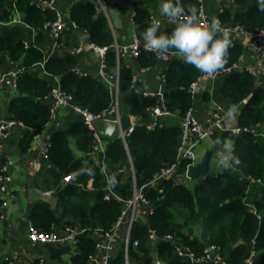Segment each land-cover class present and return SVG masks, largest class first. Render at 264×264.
Wrapping results in <instances>:
<instances>
[{"label": "trees", "instance_id": "1", "mask_svg": "<svg viewBox=\"0 0 264 264\" xmlns=\"http://www.w3.org/2000/svg\"><path fill=\"white\" fill-rule=\"evenodd\" d=\"M183 3L186 7L199 8L197 0H183ZM231 4L246 5V8L234 10ZM14 10L20 13L23 24H7ZM149 15L147 8L136 7L133 20L137 36L148 23ZM69 16L78 29L88 31L92 44L106 47L104 70L108 73L113 71L117 65L111 47L113 32L96 1L73 0ZM217 17L223 24L240 23L247 29L264 27V11H260L257 2L252 0H228ZM55 18L54 9L41 8L32 0H0V71H7L9 66L16 64L23 67L17 77V95L7 104L8 114L21 120L25 127L19 142L22 151L31 145L34 129L40 131L51 119L50 101L44 96L50 91L52 82L49 77L32 71L34 65L43 62V71L59 77L61 87L72 95L73 103L92 113L102 112L111 102V93L104 80L90 73L79 75L73 70L78 64L77 55L66 52L45 58L43 45L48 40V32L44 24ZM31 28L35 29L33 43L25 47L24 41L30 39ZM231 38L227 62L222 68L234 66L245 50L239 39ZM136 61L140 67L146 68L155 66L159 59L156 53L143 49ZM119 65L118 88L124 92L132 88L133 70L124 58H120ZM201 74L194 66L184 63L182 58L171 57L166 61L163 100L170 111L182 115L192 106L193 98L188 87ZM211 96L226 107L231 103H242L237 124L248 129L238 133L223 132L233 139L234 153L240 163L198 177L192 189L172 176L144 188L153 210L145 222L136 221L131 226L130 237L137 241V245L130 244L128 248L129 264H155L154 254L166 264H188L186 258L175 254L174 245L177 243L187 244L196 252H201L206 244H218L228 264H243L253 251V264H264V185L252 184L246 192L249 176L264 178V130H260L263 134L252 130L258 124L264 125V86L256 84L247 70L233 69L219 79L211 95L208 92L204 94L206 100ZM141 99L144 107L156 101L155 97L143 95ZM180 132L179 124L165 122L163 127L149 130L138 123L126 136V144L120 138L105 140L104 154L92 159L87 155L93 150L95 137L82 118L72 121L64 129H55L49 138L46 159L51 183L57 189L54 192L57 198L55 208L47 201H38L29 214L31 223L44 231L50 230L52 225L87 227L88 230L78 235L71 262L88 264V256L96 243L93 230L110 228L122 205V200L112 196L105 198V194L109 189L121 198L131 194L130 165L136 185L140 186L174 162ZM71 141L87 157H76ZM190 162L181 159L178 173H183ZM105 164L107 174L115 173L117 177L118 183L112 187L107 185ZM90 166L94 174L81 171ZM67 174L72 175V180L64 182L63 176ZM248 203L255 206L257 213L250 210ZM196 223L199 228L197 234L192 227ZM149 229L154 230L158 237L155 242L149 239ZM166 234L174 236L172 242L162 239ZM111 264H124L122 248L114 253Z\"/></svg>", "mask_w": 264, "mask_h": 264}, {"label": "built area", "instance_id": "2", "mask_svg": "<svg viewBox=\"0 0 264 264\" xmlns=\"http://www.w3.org/2000/svg\"><path fill=\"white\" fill-rule=\"evenodd\" d=\"M35 4L41 8H51L55 10L56 18L51 22H46L44 27L46 28L49 36L51 37L53 47L57 46L60 41L63 30L66 28V21L64 13L58 9L56 6L57 0H32ZM97 7L100 11L104 13L106 18L110 22L109 14L107 12V6L101 0H95ZM199 2V11L201 12V20L210 21L212 18L209 17L203 8V0H197ZM133 15L131 22L134 23ZM154 16L150 14L147 21ZM168 22L169 19L166 17ZM2 22H0L1 24ZM23 24L20 13L14 10V14L7 24ZM72 26L77 28V25L72 21ZM222 26L231 29V36L241 38L244 43L249 47V50L253 53L255 57L254 64L245 65L241 70H247L251 75H253L256 84L264 86V82L258 79L259 73L264 71V27L256 29H247L240 23L233 24H223ZM35 36V29L31 28V37L24 41V46L28 47L30 43H33ZM115 52L117 65L113 71L110 73L104 70L103 55L106 47H99L92 43L88 44V48L97 51L100 56L99 68L97 71L98 77L106 82L111 93V102L108 108L100 113H92L86 108H83L75 103H73L72 95L65 91L60 84L59 77L54 76V80L50 91L44 96V99L50 101V114L53 116L56 109L59 106H66L77 112L84 124L93 131L95 137V142L93 144L92 152L99 153L98 155H103L105 150V145L100 135L95 131L93 126V121L95 119L103 118L118 122L121 114V103H120V91L118 88V77H119V60L120 58H136L143 47L138 44L137 38L133 39L128 43H120L115 38L111 45ZM84 46L74 45L69 48V53L79 54L83 51ZM174 51L168 50L164 53L157 54L158 59L167 61L170 59V55ZM48 56V55H47ZM43 63V62H41ZM148 68V67H146ZM234 69V66L222 68L218 70L213 75H208L202 73L194 81L189 84V92L191 96H195L196 91L200 83L206 79H214L218 75L228 74ZM23 67L17 64L13 66L10 70L6 72H0V82H5L9 84L12 88H16L17 77L20 72H22ZM73 70L79 75H87V72L80 70L77 66L73 67ZM162 83H165V75L162 76ZM138 80V73L133 72L131 78L132 87L136 85ZM141 93V92H140ZM143 96L155 97L157 101L154 104L145 107L146 111L149 113L147 119H143L140 124L145 126L146 129L161 128L164 126V117L168 115L171 111L166 107L163 100V92L158 91H143ZM24 126L23 122L16 117L4 116L0 113V211L7 204V199L5 195L8 193V184L12 180L10 173V165L12 160L9 158H4L2 154V144L1 142L8 139L12 129L17 126ZM134 123L128 127L126 131L121 132L119 138L124 144H126V136L133 130ZM180 132V143L177 150L176 160L169 164L168 166L162 168L152 180L137 186L135 182L133 168L130 165L129 169L132 172V183H131V194L126 198H121L115 192L109 191L105 194V198L110 196L122 200V205L120 213L114 223L107 230H102L101 228H96L93 230V234L96 238L95 249L88 256V264H111V259L114 253L122 248L124 264H129L128 259V248L131 245H137L136 240H131L130 232L131 226L136 221L145 222L147 216L152 212L151 200L146 196L144 188L147 186L155 185L158 181L167 178L175 177L178 175V168L180 160L185 158L191 160L187 167L194 164L195 152L193 150L194 146L198 145L203 139L211 138L217 133H222L225 131H230L232 133H238L241 130H247V127L229 126L228 118L225 117V110L218 104H215L212 110L205 115L204 120L200 121L194 114L192 107H189L180 118L179 123ZM254 133L263 134L260 130L252 128ZM40 131L34 129L33 139H38L40 137ZM50 141L44 142L41 147L42 158H48ZM222 147H218L215 151L217 160L219 161L221 155ZM122 170V169H121ZM187 169L184 171L186 172ZM249 183L246 192L252 184L264 185V178L261 177H251L249 176ZM72 180V175L67 174L63 176L64 182H69ZM46 194H51V191H45ZM249 208L253 213H257L255 206L252 203H248ZM259 216V214H258ZM88 230L87 227L79 226L78 224H65L58 228L52 227L48 231L40 230L36 228L31 221L27 226V238L33 243H61L73 248L75 250L78 242V235ZM157 236L154 230L149 229V239L152 241L157 240ZM164 240L173 241L174 236L172 234H166L162 237ZM174 252L177 256L186 258L188 264H228L224 258V252L220 245L215 243L206 244L201 252H196L187 244L177 243L174 245ZM254 252L252 251L248 257L245 258L243 264H253ZM36 264H46L44 259H38Z\"/></svg>", "mask_w": 264, "mask_h": 264}, {"label": "crops", "instance_id": "3", "mask_svg": "<svg viewBox=\"0 0 264 264\" xmlns=\"http://www.w3.org/2000/svg\"><path fill=\"white\" fill-rule=\"evenodd\" d=\"M72 1L73 0L56 1V6L64 13L66 28L62 32L59 44L55 47H53L51 37L48 34V40L43 45L45 58L53 54L63 55L68 52L69 48L72 46L82 45L84 46L83 51L77 54V67L88 74L97 75L101 56L97 51L88 48V44L91 42L83 39L86 34H89L88 31L74 28L72 26V20L69 16V9ZM101 1L107 7L110 6L108 0ZM252 1L257 2V0ZM227 4L228 0H203L204 11L211 18L217 17L221 9ZM138 6L147 8L150 14L160 16L162 19V30L173 26L166 20V17L161 16L159 8L160 0H137L129 8H124L121 5L115 4L113 7L120 11L122 26L120 28L113 27L109 20H107L112 28L113 37L118 42L128 43L137 38L136 25L131 22V18ZM231 7L234 10H241L246 8V5L238 6L231 4ZM234 38L239 39L245 48L244 53L234 65V69L241 70L245 65L254 64L255 57L246 43H244L239 37ZM172 51L174 52L170 55V58H181L175 50ZM124 60L131 65L133 72L138 73L137 83L130 89L139 90L141 95L143 91L161 90L163 92L165 83H162L161 78L165 75L166 61L159 59V62L155 66L142 68L138 65L136 58L126 57ZM11 68H13V66H9L7 71ZM32 71H35L39 76L49 77L53 83L54 76L48 75L43 71V63L34 65ZM0 72L6 71L3 70ZM223 75L226 74L218 75L214 79H204L200 83L195 96L192 97L193 102L191 107L200 121L204 120L205 115L212 110L215 104L220 105L225 111L228 108L222 103L216 101L213 96H211L209 100L204 98L205 93L208 92L210 95L212 94L216 83L219 82V79ZM258 79L264 82V71L259 73ZM16 95L15 88H12L5 82H0V113L2 115L12 117L8 114L7 104L9 100ZM237 107L239 114L242 103L237 104ZM238 114L234 119L228 118V124L230 127L238 125ZM180 118L181 115L177 112L171 111L164 117V122L169 124H179ZM76 119H81V116L77 112L69 107L59 106L56 109L55 114L51 116L50 121L40 130V137L38 139H33L31 145L26 151H22L19 144L22 132L25 129L24 126H15L12 129L9 138L1 142V156L12 160V164L10 165L12 180L8 184V193L5 195L7 204L0 211V264H36L38 259H44L46 264H72L71 253L69 252L70 248H68L67 245L61 243H33L27 238V226L30 222L29 214L32 207L38 201L43 200L36 196L33 197V194L30 193L31 188L42 192L51 191V194L48 195L52 196V198L50 197V200H47V202H49L53 208H55L57 199L54 193L57 189L51 183L47 171L48 165L46 166V159L42 158L41 155V147L44 142L49 141L51 133L55 129H64L69 123ZM142 120L143 119L140 118L139 123ZM254 128L257 130H264V125L258 124ZM202 141L204 142H200L193 148L196 155L195 160L193 161L194 164H198L206 158V174L220 171L222 168H220L221 165L218 163L215 151L218 147H222L225 142H231L234 145L233 139L225 136L222 132L215 134L211 138H205ZM105 144L106 141L104 142V145ZM70 145L72 152L76 157L86 156L85 153L76 148L74 141H71ZM98 154V152H91L87 156L88 158L97 159ZM185 178H189L194 182L195 179H197L188 177L186 172L179 173L175 176L177 182H183L186 184ZM90 183L91 181L88 182V185ZM262 196L264 198V192L262 193ZM0 198L2 197L0 196ZM52 227L58 228L60 225H52L51 228Z\"/></svg>", "mask_w": 264, "mask_h": 264}, {"label": "clouds", "instance_id": "4", "mask_svg": "<svg viewBox=\"0 0 264 264\" xmlns=\"http://www.w3.org/2000/svg\"><path fill=\"white\" fill-rule=\"evenodd\" d=\"M257 6L260 11H264V0H257ZM159 8L161 16L167 17L173 26L169 31L162 30L160 16H152L137 36V42L144 50L156 54L175 50L184 63L208 75L215 74L225 65L228 49L232 45L231 29L222 26L218 17L210 21L201 20L199 9L196 6L186 7L183 0H160ZM237 114V105L231 103L225 111V117L234 119ZM218 163L224 168L240 163L231 142L223 143ZM103 168L107 185H116V174H107L106 164ZM81 171L94 174L91 166Z\"/></svg>", "mask_w": 264, "mask_h": 264}, {"label": "water", "instance_id": "5", "mask_svg": "<svg viewBox=\"0 0 264 264\" xmlns=\"http://www.w3.org/2000/svg\"><path fill=\"white\" fill-rule=\"evenodd\" d=\"M137 0H108L110 6L107 7V12L109 14L110 23L113 27L120 28L122 26V19L120 18V11L115 9L113 6L115 4L121 5L124 8L131 7ZM84 40L90 41L89 34H86L83 38ZM120 103H121V114L118 122L111 120L99 118L93 121V126L95 131L100 135L103 140H114L119 138L121 132L126 131L131 123L138 124L139 119H147L149 113L146 111L144 104L141 99V94L139 90L130 89L120 93ZM133 117V118H132ZM206 164L207 159L204 158L202 162L198 164H191L187 167V176L190 178H198L206 174ZM30 193L33 197L42 198L43 200H50L52 196L46 194L45 192L38 191L34 188L30 189ZM263 197V196H262ZM155 264H166L161 261L157 254H154Z\"/></svg>", "mask_w": 264, "mask_h": 264}, {"label": "rangeland", "instance_id": "6", "mask_svg": "<svg viewBox=\"0 0 264 264\" xmlns=\"http://www.w3.org/2000/svg\"><path fill=\"white\" fill-rule=\"evenodd\" d=\"M169 124V123H168ZM204 141H201V143H203ZM220 168H223L222 166H220ZM185 182H186V185L190 188V189H192L193 188V185H194V181L193 180H191V179H187V178H185ZM198 226V224L196 223V224H193V229H194V232L197 234L198 232H199V228L197 227ZM70 248V250H69V252L71 253V252H73V248L70 246L69 247Z\"/></svg>", "mask_w": 264, "mask_h": 264}]
</instances>
